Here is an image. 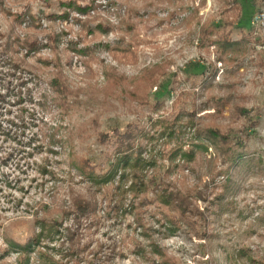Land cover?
<instances>
[{"label":"rangeland","instance_id":"1","mask_svg":"<svg viewBox=\"0 0 264 264\" xmlns=\"http://www.w3.org/2000/svg\"><path fill=\"white\" fill-rule=\"evenodd\" d=\"M57 1L3 0L0 7L11 8L17 14L24 13L30 5L34 19L27 18L15 27L14 33L21 39L37 35L42 48L27 58V62L41 76L45 75L46 83L58 70L53 66L47 69L39 61L54 58L49 35L60 37L58 62L62 77L72 95H79L66 123L75 129L80 159L96 165L109 157L114 161L120 156L116 151L124 137L127 143L142 149L141 157L148 162L151 155L160 156V150L168 152L180 143L185 144V149L190 143H204L208 150L199 152L193 163L179 161L180 168L171 176L166 174L167 159L158 163L159 168L149 167L143 172L150 198L156 199L161 182L185 194V201L162 207L173 212L181 227L175 235L164 239L173 244L164 242V246L180 264H241L246 259L237 250L243 246L249 247L255 258L263 260L264 0H84L82 5L87 12L79 19L73 11L67 20L49 17L61 13ZM99 1L114 4V11L104 9ZM130 9L138 11L139 16L131 19ZM125 18L137 23L135 34L129 36L136 40V47L128 53L115 50L125 36L121 29ZM12 20L13 16L0 12L1 33L10 34ZM83 23L91 27H84ZM99 23L116 28L103 33L97 30ZM220 39L237 49L222 55L219 48L222 46L216 45ZM87 48H92L89 54L81 53ZM24 56L25 52L21 51L19 57ZM107 73H115L116 81H107ZM14 84L15 87H0V159L15 153L20 141L27 142L37 130L31 126L36 120L30 114L38 107L31 106L29 99L24 104L30 111L24 114L26 122L11 124L20 121L22 107L16 104V81ZM39 85L46 88V84ZM27 86L31 87V83ZM33 98L40 101L39 91H33ZM41 116L37 114V118ZM44 117L50 120L47 114ZM168 124H175L170 135L165 128ZM207 129L218 130L222 138L215 139L208 132L212 140L207 139L203 136ZM196 130L201 134H195ZM243 130L250 131V137L247 140L245 137L242 145L223 139V134L233 137ZM196 135L201 140L195 139ZM130 138L134 140L129 141ZM218 146L223 151H217ZM233 148L246 154V159L253 156L255 160L247 165L241 164L243 161L226 162L228 150ZM54 149L60 154H50V158L54 162L62 161L61 181L53 183L57 189L50 196L46 191L37 193V183L26 194L14 189L15 183L11 182L10 186L7 180L21 177L26 188L30 184L28 180L38 178V174L29 171L25 180L26 175L19 172L15 161L0 164L1 252L9 249V241L22 243L37 231L34 224L38 213L42 218L63 220V233L64 228L72 227V218L67 220L62 216L64 205H60L61 201H69L70 151L62 152L58 146ZM39 159L41 156L36 157ZM139 174L140 170L134 168L119 172L115 188L126 190L135 186L134 178ZM73 175L76 176L74 191L86 194L89 183L77 176L75 170ZM200 192L202 198L197 196ZM111 194L112 204L109 196L100 192L96 195L99 225L91 222L79 227L81 248L87 241H91V246L88 253L75 259V264H143L124 245V241L135 236L140 239L136 227L131 226L134 217L115 212L114 201L121 194L114 189ZM219 194L223 195L220 203L213 200ZM19 199L22 205L16 207ZM42 203L47 206L44 211ZM27 205L33 208L28 209ZM60 244L57 240L51 246L58 248ZM97 249L98 257L92 254ZM120 250L125 256L121 257ZM17 256L11 253L7 261L14 264ZM63 263L74 264L69 259Z\"/></svg>","mask_w":264,"mask_h":264},{"label":"trees","instance_id":"2","mask_svg":"<svg viewBox=\"0 0 264 264\" xmlns=\"http://www.w3.org/2000/svg\"><path fill=\"white\" fill-rule=\"evenodd\" d=\"M5 1V0H4ZM84 0H58V8L61 10L60 14L49 17L61 18L63 20L69 19L71 13L77 12L80 14H85L87 9L82 5ZM3 0H0V4ZM28 9L24 13H13L11 8L0 7V12L5 15L13 16L12 25L10 29V34L6 35L0 32V87L4 89L7 85H13L15 87L14 81H16V88L18 89V94L16 96V104L22 106L19 110L21 116L20 121H12L11 124H22L26 122L24 118L26 113L30 111L25 108L24 104L27 105V101L30 102L31 106L38 107L34 109V114H30L32 119L36 120L35 123L31 122V126L37 128L36 132L28 139L27 142H21L18 145L17 151L15 153H9L6 158L0 159V164L7 165L11 161H15L16 168L19 172H23L26 175L25 180H28L29 171H33L38 174V178L35 176L28 181L30 184L24 186L21 177H16L12 180H7L11 186V182L16 186L14 189L22 191L24 194L29 193L30 190L35 185L36 192H45V194L55 193L57 187L52 186L54 182H60L59 178L60 165L62 166V161L54 162L50 158V154L58 156L60 153L56 151L55 147H60L62 152L67 153L70 151V170L68 173V187L70 188L67 196L69 201H61L60 205L62 207V216L65 219H71L74 222L72 227L64 228L65 233L61 231L63 227V220H57L56 218L47 219L39 217L40 213L36 214V221L34 225H37V231L25 241L19 243L18 241H9V249L0 251V264H10L7 259L11 253L17 256L14 264H64V259H69V262L75 264V259L80 257L81 254L88 253L91 246V241L81 248L78 229L83 224L93 223L99 225L100 219L97 214V193L105 194L110 197V204H112V194L111 190L114 189L115 192L120 191L121 198L114 201L115 212H126L127 215H132L134 217L131 226H135V230L139 232V238H131L128 242L124 241L130 254H134L140 263L143 264H180V260L176 258L173 254L169 253L168 249L164 246V239H168L175 235L181 227L180 223L177 222L175 215L171 211H165L162 207L168 208L170 203H175L178 200L185 201V194L181 190H174L170 185H166L161 182V188L156 196V199L149 197V187L145 183L146 175L143 174L145 170L149 167L159 168L158 163L165 159L169 162V167L166 170L168 176L173 175L178 168H180L179 161L183 160L187 164L196 161L198 153L207 151L208 147L204 143H190V147L185 149V144L180 143L175 145L170 151L160 150L159 155H151V161H145L142 159V149L136 148L134 144L127 143L124 139L118 143L117 159L113 161L112 157L108 161L101 164H92L91 161H85V159H80L78 152L76 150L75 143V129L74 127H69L68 118L73 112L74 107L77 106L78 97L73 96L72 91L69 89L66 79H63V71L59 65V46L60 37L54 34L49 35V41L52 44V50L54 53V58L40 59L42 66L49 69L50 66L54 67V70H58L52 80H48V84L43 78L45 75L41 76L40 73L35 71L32 65L27 62V58L32 55L39 53L42 45L38 42L37 35H27L25 39H21L17 33H14L15 27L22 25V22L27 18L34 17L31 15V7L28 4ZM129 15L132 18L139 16L138 11L130 9ZM128 15V16H129ZM32 16V17H31ZM130 18H125L121 22L122 32L125 33L117 44L115 50L121 51L122 53L131 52L134 47H136V40H131L129 36L135 34L137 23H134ZM80 21V20H77ZM35 22V20L33 21ZM251 22V21H250ZM89 25L88 23H83ZM90 26V25H89ZM88 26V27H89ZM91 27V26H90ZM116 26L111 24L99 23L97 25V30L105 32H110L115 29ZM94 30V29H93ZM226 40L220 39L216 42V45L222 46V55L233 53L237 47L231 44H225ZM49 46V45H48ZM92 48H87L81 53H90ZM25 52L23 58L19 57L20 52ZM42 77V78H41ZM115 73H107V81H116ZM44 80V81H42ZM31 83V87H28ZM46 84V88H39L41 85ZM39 91V100L35 102L33 98V91ZM2 97V96H1ZM4 98V97H3ZM41 113L42 116L37 118V114ZM44 113V114H43ZM46 114L50 117L49 121H46L44 116ZM48 118V117H47ZM58 123V124H57ZM60 123V124H59ZM194 123V122H193ZM190 126L193 127L192 121ZM23 126V125H21ZM175 124L166 125V129H169V135L171 132L174 133ZM0 128L1 125H0ZM211 130V131H209ZM197 133L201 134L200 131L196 130ZM207 133L203 134L207 139L212 140L209 137V133L213 138H222L219 131L215 129H207ZM209 132V133H208ZM250 131L243 130L240 134L231 137V135L223 134V139L225 141L234 142L235 145H242V140L246 138L249 139ZM193 134V137L195 136ZM168 135V136H169ZM200 135H196L195 139L201 140ZM194 139V140H195ZM129 141L134 140L133 138L128 139ZM115 141L113 142V144ZM244 144V143H243ZM120 145V146H119ZM218 151H223V147H215ZM224 153V152H223ZM228 158L225 159L226 162L238 163L243 161V165L250 164L255 160V157L248 156L250 158L246 159L241 150L233 148L232 151L228 150ZM225 155V154H223ZM37 156H41V159L36 160ZM53 164H55L53 166ZM54 168H53V167ZM127 168L139 169L140 174L135 175L134 183L132 187L128 189L119 190L115 188V179L119 172L126 171ZM77 172V176H80L82 180L89 183L87 187V192L84 195L78 194L74 191L75 183L73 180L76 177L73 175V171ZM63 172V171H62ZM229 172V171H227ZM82 181V182H84ZM63 183L65 180L63 179ZM51 185L52 187H50ZM224 189L226 187L224 186ZM90 194V196H88ZM132 194V195H131ZM197 195L202 198L203 193L200 192ZM131 196L130 200L128 197ZM216 202L222 201V194L214 195ZM47 195L45 196V198ZM54 199V197H53ZM18 206L22 205V199H19ZM53 202V201H51ZM214 202V203H216ZM158 205L155 209L153 207ZM47 208L46 204L42 203V208ZM28 209H31L30 205H27ZM44 213V212H43ZM77 227V228H76ZM83 227V226H82ZM135 231V232H136ZM136 232V233H137ZM138 234V233H137ZM61 241L58 248L51 246L56 241ZM122 250H120L121 252ZM56 252V253H55ZM239 256H242L246 260L241 264H264V259L255 258L249 247L243 246L237 250ZM94 256L98 257L100 250L97 249L92 253ZM122 251L120 253L121 257L125 256ZM59 255L60 258L57 260L56 256ZM85 256V255H84ZM85 258V257H83ZM85 260V259H84ZM83 260V261H84ZM77 264V263H76Z\"/></svg>","mask_w":264,"mask_h":264},{"label":"built area","instance_id":"3","mask_svg":"<svg viewBox=\"0 0 264 264\" xmlns=\"http://www.w3.org/2000/svg\"><path fill=\"white\" fill-rule=\"evenodd\" d=\"M104 9H106V8H109V9H111L112 11H114L113 9H115V6H114V4H110L108 1H99L98 2ZM93 9H91V11H92ZM82 15L83 14H80V13H76V18H79V19H81L80 17H82Z\"/></svg>","mask_w":264,"mask_h":264},{"label":"clouds","instance_id":"4","mask_svg":"<svg viewBox=\"0 0 264 264\" xmlns=\"http://www.w3.org/2000/svg\"><path fill=\"white\" fill-rule=\"evenodd\" d=\"M165 243L171 245L173 244V241L169 240V241H165Z\"/></svg>","mask_w":264,"mask_h":264}]
</instances>
